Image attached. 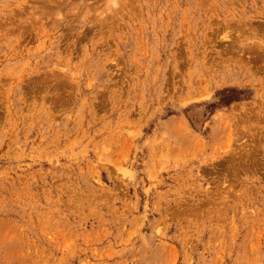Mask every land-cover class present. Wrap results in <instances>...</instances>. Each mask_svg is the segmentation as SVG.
Instances as JSON below:
<instances>
[{"label":"rangeland","instance_id":"rangeland-1","mask_svg":"<svg viewBox=\"0 0 264 264\" xmlns=\"http://www.w3.org/2000/svg\"><path fill=\"white\" fill-rule=\"evenodd\" d=\"M0 264H264V0H0Z\"/></svg>","mask_w":264,"mask_h":264}]
</instances>
